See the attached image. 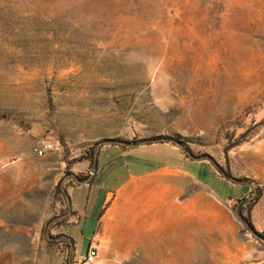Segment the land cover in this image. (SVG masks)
I'll return each instance as SVG.
<instances>
[{
    "label": "rangeland",
    "instance_id": "374dc122",
    "mask_svg": "<svg viewBox=\"0 0 264 264\" xmlns=\"http://www.w3.org/2000/svg\"><path fill=\"white\" fill-rule=\"evenodd\" d=\"M0 112L18 117L0 119V264H85L59 192L88 150L154 136L195 157V199H175L161 263L91 264H264L237 211L260 192L264 234V0H0Z\"/></svg>",
    "mask_w": 264,
    "mask_h": 264
},
{
    "label": "crops",
    "instance_id": "0c3cea01",
    "mask_svg": "<svg viewBox=\"0 0 264 264\" xmlns=\"http://www.w3.org/2000/svg\"><path fill=\"white\" fill-rule=\"evenodd\" d=\"M81 164L89 177L67 190L65 217L71 215L74 225L82 219L87 248L97 235L99 241L92 246L108 263L130 262L135 253L147 262L161 263L163 232L177 231L179 219L185 218L175 199L180 194L186 195V204L195 199L194 161L178 146L152 143L104 145L93 164L89 160ZM201 178V184L210 188L207 178ZM64 236L74 244L71 236Z\"/></svg>",
    "mask_w": 264,
    "mask_h": 264
},
{
    "label": "trees",
    "instance_id": "16d2710c",
    "mask_svg": "<svg viewBox=\"0 0 264 264\" xmlns=\"http://www.w3.org/2000/svg\"><path fill=\"white\" fill-rule=\"evenodd\" d=\"M48 102L51 103V98L48 97ZM0 119L2 120H15L18 121V117H16L15 115H12L10 113H6V112H0ZM262 123H264V120H262ZM152 143H170L172 145L178 146L181 148V150L183 151V153L188 157V158H192L194 159L195 157H193L191 155V152L189 150V148L183 144H180L179 141L177 139H174L172 137H168V136H154L151 138H147V139H142V140H132L130 142H125L124 144L120 143L121 146H137V145H141V144H152ZM96 155L97 152H94V149H90L87 151V153L82 156L81 158H79V161L82 160H89L91 164H93L95 162L96 159ZM218 171H220L222 173V177L225 178L228 181H233L232 179H230L229 175L227 173H223L218 167H216ZM87 179V177H83V176H76L75 180H77L78 182H84ZM234 183H243V180L237 179L233 181ZM58 191V188L56 189ZM61 194H63L66 198H67V191L65 189H63L61 192H59ZM260 197H261V193L258 192L254 198H252L251 200H245L242 199L240 200L237 206V211L238 214L241 218V220L244 222V224L247 226V228L257 234L258 236L264 238V234H260L257 233L253 227V224L250 220V216H251V210L253 207L255 206H259L258 208L261 211V201H260ZM246 205V206H245ZM244 206V207H243ZM245 208V210H244ZM243 212H245V215H243Z\"/></svg>",
    "mask_w": 264,
    "mask_h": 264
},
{
    "label": "built area",
    "instance_id": "2783aa9c",
    "mask_svg": "<svg viewBox=\"0 0 264 264\" xmlns=\"http://www.w3.org/2000/svg\"><path fill=\"white\" fill-rule=\"evenodd\" d=\"M52 143L49 141H44L41 146L34 148V153L38 156H43L52 149ZM99 238L97 235L93 236L89 247L88 252L85 253V255L81 258L85 264H91L94 262V260L98 257L97 248L95 246H92L93 243H98Z\"/></svg>",
    "mask_w": 264,
    "mask_h": 264
},
{
    "label": "bare ground",
    "instance_id": "6f19581e",
    "mask_svg": "<svg viewBox=\"0 0 264 264\" xmlns=\"http://www.w3.org/2000/svg\"><path fill=\"white\" fill-rule=\"evenodd\" d=\"M171 194V193H170ZM168 197V196H167ZM199 234V233H198ZM195 236H197V234L195 235ZM195 239H196V237H195ZM198 242V241H197ZM194 249V248H193ZM199 249V248H198ZM197 251V250H196ZM195 251V252H196ZM202 251V250H201ZM209 252V251H208ZM200 254V253H199ZM207 255H208V253H207ZM198 257V256H197ZM200 257V256H199ZM196 261V260H195ZM217 262V261H216ZM186 263V262H185ZM190 263V262H189ZM209 262H207L206 261V259L203 257L201 260H200V262H198V263H190V264H208ZM219 263V262H218ZM182 264V263H181Z\"/></svg>",
    "mask_w": 264,
    "mask_h": 264
},
{
    "label": "water",
    "instance_id": "95a60500",
    "mask_svg": "<svg viewBox=\"0 0 264 264\" xmlns=\"http://www.w3.org/2000/svg\"><path fill=\"white\" fill-rule=\"evenodd\" d=\"M78 183H81V182H78Z\"/></svg>",
    "mask_w": 264,
    "mask_h": 264
}]
</instances>
